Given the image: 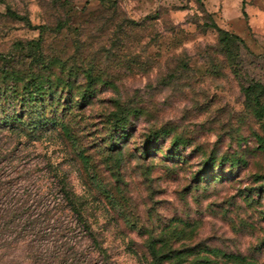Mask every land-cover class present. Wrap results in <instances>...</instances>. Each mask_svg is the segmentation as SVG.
<instances>
[{
  "label": "rangeland",
  "instance_id": "obj_1",
  "mask_svg": "<svg viewBox=\"0 0 264 264\" xmlns=\"http://www.w3.org/2000/svg\"><path fill=\"white\" fill-rule=\"evenodd\" d=\"M241 3L0 0V68L65 65L45 96L60 121L0 138V173L63 176L90 264H264V92L241 89L264 85V0ZM211 19L242 42L218 47Z\"/></svg>",
  "mask_w": 264,
  "mask_h": 264
},
{
  "label": "trees",
  "instance_id": "obj_2",
  "mask_svg": "<svg viewBox=\"0 0 264 264\" xmlns=\"http://www.w3.org/2000/svg\"><path fill=\"white\" fill-rule=\"evenodd\" d=\"M241 4L243 7L244 0ZM241 13L246 16L244 8ZM205 26L218 33V47L224 51L242 42L239 36L222 29L212 19ZM30 43L37 47L39 44L38 41ZM33 61L37 65L31 69H43L37 74L24 76L23 71L12 65L0 68V138L8 135L17 140L21 137L35 140L43 129L48 130L60 121L56 115L46 117L45 96L50 99L52 86L64 82L61 75L65 73V65L55 70L51 59L40 57ZM241 89L251 97L254 90L264 92V85L252 80ZM253 98L257 102L259 96ZM261 115L259 111L258 116ZM112 147L113 143L107 150L111 151ZM7 149L0 153V163L6 160L10 163L13 159L6 153ZM13 172L16 176L12 178L5 172L0 173V264H90V255L100 250L83 216L82 203L63 176L54 170L52 175L45 173L47 186L32 188L18 181H26L27 172H17L16 167ZM106 193L109 197V190ZM85 240L91 242L87 248L82 245Z\"/></svg>",
  "mask_w": 264,
  "mask_h": 264
}]
</instances>
